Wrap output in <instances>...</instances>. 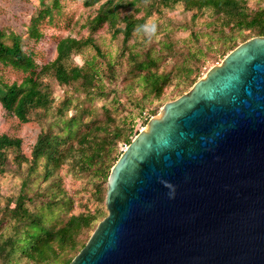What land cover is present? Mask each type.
<instances>
[{"label":"water","instance_id":"obj_1","mask_svg":"<svg viewBox=\"0 0 264 264\" xmlns=\"http://www.w3.org/2000/svg\"><path fill=\"white\" fill-rule=\"evenodd\" d=\"M68 264H264V35L150 117Z\"/></svg>","mask_w":264,"mask_h":264},{"label":"rangeland","instance_id":"obj_2","mask_svg":"<svg viewBox=\"0 0 264 264\" xmlns=\"http://www.w3.org/2000/svg\"><path fill=\"white\" fill-rule=\"evenodd\" d=\"M52 1L44 0L50 6ZM104 1L93 0L87 4L86 0H59V6L51 9V15L40 20L41 36L34 40L25 30L40 0H0V30L21 33L23 50L32 53L38 68L53 60L56 44L63 37L84 39L89 36L101 52L87 45L71 56L72 65H86L88 71L97 72L89 86H84L80 80L60 85L52 75H47L44 81L52 92L53 101L48 108L31 112L29 121H19L0 106V135L21 140L18 150L9 148L6 152L7 161L0 173V207L9 199L12 206L19 194H26L34 195V201H26V205L39 209L50 190L57 188L53 182L59 177L60 186L72 199L68 214L96 209L102 219L107 214L104 204L107 175L127 146L124 137L132 139L145 127V121L160 113L165 102L187 93L192 81L202 77L209 67L219 64L232 46L254 36L253 31L234 29V42H225L224 34L229 27L224 28V33L219 32L223 17L210 9H188L182 0L169 7L163 6L161 0H140L126 5L120 12V15L129 13L142 19L130 37L124 39L122 33L114 34L108 23L91 29L90 21ZM244 2L249 10L264 11V0ZM118 26H123V22ZM149 57L154 59L150 69L136 67L137 62ZM150 71L164 79L158 94L144 80ZM22 77V72L0 64L3 81L19 82ZM73 116L78 121L69 125ZM116 128H123L120 140L106 145L110 151L101 163L85 167L76 162L80 134L87 133L84 153L89 154L94 141L107 137L106 134ZM40 132L56 135L60 142L65 140L58 147L64 153L62 161L48 179L43 176L45 159L41 157L36 164L32 162V149ZM70 146L73 148L69 152ZM55 215L63 219L67 216L65 212ZM94 227L84 231L80 239L85 241ZM18 262L27 263L24 258Z\"/></svg>","mask_w":264,"mask_h":264},{"label":"trees","instance_id":"obj_3","mask_svg":"<svg viewBox=\"0 0 264 264\" xmlns=\"http://www.w3.org/2000/svg\"><path fill=\"white\" fill-rule=\"evenodd\" d=\"M139 1L105 0L90 21L91 29H96L101 24L108 23L113 28L114 34L120 32L124 39H128L135 26L141 23L142 19L134 18L129 13L120 15V12L126 5H134ZM177 1L179 0H161V3L163 6L169 7ZM182 1L188 9L192 7L197 10L210 9L215 15L222 16L223 21L218 31L224 33V28L229 27L224 34L225 42H234L235 36L232 35L234 29L238 32L243 30L253 31L254 36L264 35V11L249 10L245 7L244 0ZM86 3L91 4L93 0H86ZM58 6L59 0H53L51 6L44 0H40L38 10H35V13L30 17L25 30L29 38L34 40L40 38L41 32L38 29L40 20L50 16L51 9ZM119 22H123V26H118ZM22 45L21 33L13 30H0V64L23 73V77L19 82L7 83L0 78V106L21 122L29 121L31 112L34 110L46 109L52 103V92L44 81L47 75H52L60 85H67L80 80L84 86H89L97 75L93 68L92 71H88L86 65L77 66L72 65L70 62L71 56L79 53L82 47L87 45H91L97 53H101L89 36L84 39H76L70 36L59 39L53 60L41 65L39 68L32 57V53L23 50ZM235 46L237 45L232 46L229 50L234 49ZM133 56L136 59V55ZM153 64L154 59L149 57L137 62L136 67L140 70L143 68L150 69ZM144 80L158 94L161 80L164 79L155 72L150 71ZM196 80L194 79L192 84ZM75 121L77 122L78 119L73 116L68 124L73 125ZM122 132L123 128H116L114 131L107 133V137L94 141L90 146L91 152L89 154L84 153L88 138L87 133L80 134L77 141L80 145L77 150L80 153L76 158V162L85 167L101 163L110 151V149H106V145L110 146L111 143L120 140ZM124 140L126 144H129L132 139L124 137ZM64 141L60 142L56 135L50 133L40 132L38 134L31 153L32 162L36 164L41 157L45 159L44 178H50L59 167L64 153L58 147ZM20 144L21 140L19 138L10 137L6 134L0 135V173L4 171L7 150L9 148L18 150ZM72 148L70 146L68 151L70 152ZM53 183V186L57 188L50 190L39 209L26 205V201H34V195L30 197L26 194H19L13 200L12 206L10 205L12 200L9 199L4 206L0 207V264H19L18 260L21 258L26 260V264L28 262L32 264H68L86 243L88 238L83 241L80 239V235L92 226L95 225L96 227L101 220L99 219L101 213L95 209L92 212L82 211L77 214H68V209L72 207V199L60 186L59 177ZM60 212H65L67 216L63 219L55 215Z\"/></svg>","mask_w":264,"mask_h":264}]
</instances>
